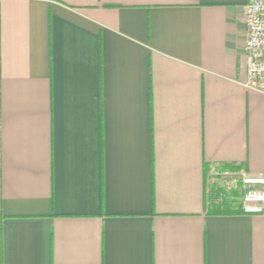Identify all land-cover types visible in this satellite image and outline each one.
<instances>
[{
    "label": "crops",
    "instance_id": "crops-1",
    "mask_svg": "<svg viewBox=\"0 0 264 264\" xmlns=\"http://www.w3.org/2000/svg\"><path fill=\"white\" fill-rule=\"evenodd\" d=\"M247 2L0 0V264H264Z\"/></svg>",
    "mask_w": 264,
    "mask_h": 264
},
{
    "label": "built area",
    "instance_id": "built-area-1",
    "mask_svg": "<svg viewBox=\"0 0 264 264\" xmlns=\"http://www.w3.org/2000/svg\"><path fill=\"white\" fill-rule=\"evenodd\" d=\"M248 38L245 44L247 79L245 86L264 92V0H248L245 6ZM244 214H264V174H242Z\"/></svg>",
    "mask_w": 264,
    "mask_h": 264
},
{
    "label": "trees",
    "instance_id": "trees-1",
    "mask_svg": "<svg viewBox=\"0 0 264 264\" xmlns=\"http://www.w3.org/2000/svg\"><path fill=\"white\" fill-rule=\"evenodd\" d=\"M230 170H239V167H233V166H231V167H230ZM223 210H225V208H223L222 211H223ZM240 210H242L241 207L239 208V211H240Z\"/></svg>",
    "mask_w": 264,
    "mask_h": 264
}]
</instances>
